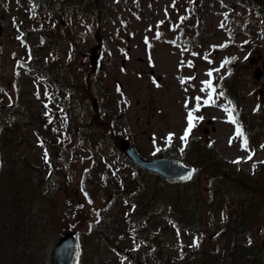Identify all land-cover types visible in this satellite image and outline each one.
<instances>
[{
	"label": "rangeland",
	"instance_id": "rangeland-1",
	"mask_svg": "<svg viewBox=\"0 0 264 264\" xmlns=\"http://www.w3.org/2000/svg\"><path fill=\"white\" fill-rule=\"evenodd\" d=\"M89 2L0 0V180L4 168L1 132L14 119L11 108L26 109L31 123L23 129L24 139L18 142L20 159L28 162L34 188L39 187L36 190L46 200L52 199L49 209L55 216L54 233L47 237L46 246L38 244L33 253H26H31L26 264H50L54 246L51 242L69 230L82 238L84 251L78 264H94L97 260L101 264H171L181 256V245L185 244L183 250L187 251L194 241L198 246L192 252L201 253L203 258L217 252L223 261L220 253L225 245H217L213 236L217 227L212 224L216 220L213 215L220 219V212H214L220 205L219 198L212 201L209 212L204 211V222L209 221L205 233L175 229L168 215L171 207L160 201L152 203L142 218L131 219L130 211L138 208L142 212L135 204L129 206L134 195L131 188L138 187L136 177L125 165L116 164L109 151V169L129 174V187L123 193L126 196H109L103 190L94 192L95 183L90 177L105 172L103 159L89 145L98 140L92 141L79 125L94 118L96 125L105 129L94 138L101 144L112 145L115 137L130 139L132 134L144 156L151 158L162 152L184 162L187 143L180 137L188 126V110L196 105L194 97L207 98V93L201 91V82L209 79V69L219 68L225 58L236 57L219 73H213V84L219 85L217 92L222 90L224 96L214 106H202L195 113L203 119L194 121L188 140L202 143L233 171L251 176L264 161V4L257 0H175L172 7L173 0H100L103 8L96 10L91 2L92 6L86 5ZM224 13L228 14L227 20ZM181 17H186L183 23ZM222 21L224 28L220 27ZM176 24L180 27L174 31ZM219 45L226 47L213 48ZM95 47L102 48V55L93 64ZM31 60L33 64H48L53 73L40 68L44 74H39L38 69L28 65ZM182 60L185 64L191 61L193 66L181 67ZM97 76L110 97V110L126 115L127 125L121 116L119 122L124 125L115 130L116 134L109 131L111 120L107 113L98 114L93 106L97 98L89 80ZM182 77L195 79L181 85ZM43 78H49L48 82L41 84ZM52 89L55 98L49 95ZM229 102L238 113L248 148L255 151L251 160L247 159L249 151L242 148V139L235 136V125L228 122L223 110ZM257 105L259 110H255ZM65 108L75 118L74 128L67 130L64 126L60 136L51 124L42 127L43 121L66 115L68 112L62 111ZM169 133H174L170 143L166 142ZM42 137L58 141L48 151L47 163H43ZM237 160L240 162L234 163ZM16 171L29 174L26 166ZM99 179L103 183L102 177ZM210 179L201 172L185 187L190 190L195 185L206 203ZM121 181L122 185H117L116 180L111 187L122 189ZM32 198H36L34 210H40L44 198H37L30 190L27 199ZM254 199L264 206V200ZM80 205L86 208L85 221L75 213ZM261 212L253 231L262 234L259 241L264 248V207ZM28 219L34 222L33 216ZM40 222L45 224L41 218ZM247 233L236 238L245 242ZM18 260L2 258L0 264H21Z\"/></svg>",
	"mask_w": 264,
	"mask_h": 264
},
{
	"label": "trees",
	"instance_id": "trees-1",
	"mask_svg": "<svg viewBox=\"0 0 264 264\" xmlns=\"http://www.w3.org/2000/svg\"><path fill=\"white\" fill-rule=\"evenodd\" d=\"M257 1L264 4V0ZM90 2L95 5L96 9L101 10L103 8L100 0H90ZM33 61L31 60L29 65L38 69L39 74H44L40 68L53 73L50 71L48 64H33ZM48 80L49 78H43L40 81L45 84ZM89 82L94 87L98 98L99 108L97 113L103 115L107 113V116L113 114L114 110H110L109 106L110 97L106 92V87L103 86L101 88L99 76L89 80ZM10 112L14 115V119L5 125L1 132L3 142L1 155L4 168L1 172L0 180V262L2 258L7 261L17 258L21 264H26L36 245L42 244V247L46 246L47 237L52 232L54 233L55 216L49 209L52 199L46 200L37 191L39 187H36L37 190L34 188L35 183L30 181L32 172L28 162L20 159L18 142L24 139L23 129L28 128V124L31 123L28 121L27 110L11 108ZM120 117V115L117 117V122H119ZM243 117L245 118V111H243ZM50 119L52 122L49 123V119L43 121L42 127H49L51 124L53 126L52 129H55L60 136L62 135L61 129L64 126L67 130H70V127L74 128L76 125L75 118L70 120V117H68L60 129V120ZM84 121L85 125H79V127L90 138L94 137L95 134L99 136L100 132L105 130L96 125L94 118L85 119ZM93 125L96 126L93 127ZM58 140L60 141L61 138L58 137ZM57 143V140L51 141L46 137H42L41 144L47 150V158H49L48 151L50 150L51 152V148ZM186 160L195 165L199 172L205 173L211 178L207 187L209 200L206 203L203 202L201 190L197 191L195 185H192L189 190V188L185 187L186 182L172 183L163 181V183H160L155 180L153 182L144 181L140 188L138 187L134 197L136 204L142 209L141 214L144 216L146 214L145 211H150L152 203L159 200L171 207L168 215L175 229L205 233L209 221L207 224L204 222V211L209 212L213 208L211 206L212 201L219 198L218 202L220 205L214 212L215 214L220 212V219H217L216 215L212 217L216 219L212 224L217 227L213 232V236L217 245H225V249H223V253H220V258L223 257L222 261L217 257V252L214 255L203 258L201 253L192 252V250L196 249V246L189 244L188 250L184 251L185 244H183L181 245V256L177 257L173 261L175 263L171 264H264V248L262 242L259 241L262 238V234L253 231V227L259 224L258 218L261 217V209L264 207L261 202H256L254 199V197H259L260 201L264 200V181H262L264 163L258 164L251 176L236 172L218 161L213 152L207 150L197 141H190L187 147ZM14 161L15 168L13 166ZM22 166L27 167L28 175L16 171ZM124 178L125 176H121V173L116 175L117 185H122L121 180ZM153 178L155 179V177ZM100 182L101 180H96L97 184ZM105 184L109 185V182H105ZM112 189L110 194L122 193L121 189L119 190L114 186ZM30 190H34L37 198H44V204L40 210H34L36 198L27 199ZM26 201L27 205H24ZM137 209L135 208L134 213L138 211ZM75 213L81 218L84 216L85 210L78 208ZM29 215L34 217V222L28 219ZM130 216H132V213ZM40 218L45 224L40 222ZM244 232H248L245 242L236 238V235ZM249 240H251V243H249ZM52 243L53 241L51 245ZM28 251L31 252L29 256L26 255ZM94 264H101V262L97 260ZM142 264L149 263L148 261H143Z\"/></svg>",
	"mask_w": 264,
	"mask_h": 264
},
{
	"label": "snow or ice",
	"instance_id": "snow-or-ice-1",
	"mask_svg": "<svg viewBox=\"0 0 264 264\" xmlns=\"http://www.w3.org/2000/svg\"><path fill=\"white\" fill-rule=\"evenodd\" d=\"M221 3H223V0H221ZM172 7H175V0H173V3L171 5ZM167 9H165V15L167 16ZM225 16V20H227L228 18V14L224 13ZM186 19V17H181L180 18V23H183V21ZM15 22V21H14ZM161 24L163 23V21L160 22ZM180 27V24H176L173 26L172 30H176ZM221 28L225 27V23L222 21L220 24ZM159 33H157V37L159 38ZM145 43H148L147 37L145 38ZM244 43H247V41H245ZM216 47H226V45H219V46H213V48ZM187 49H184V51H186ZM193 55H198L197 53H193ZM151 59V58H150ZM205 60H208V56L204 57ZM235 59H237L236 57H231V58H225L224 61L221 62L220 67L219 68H213V69H209L206 73V75L209 77L208 80L202 81V85L203 87L201 88V91L206 92L207 93V98L206 99H202V97L200 96H196L194 97L195 101H196V105L194 106V108L188 110V115H187V122H188V126L184 131L183 136L180 137L181 141L184 142L185 144L187 143L188 137L192 131V129L195 127L194 121L196 120H202L203 117H197L195 116V113L198 112L200 110V108L202 106H209L212 105L214 106L216 104V100L219 99L220 97L224 96V92L221 90L219 92H217V88L219 87V85H214L213 84V73H219L221 69H224L227 65L231 64L232 61H234ZM245 59H247V57H245ZM209 63H212L211 60H208ZM180 66L184 67V66H188V67H192V62L188 61L186 64L185 62L182 60L180 62ZM227 74H231V69H228ZM195 79V77H182L180 78V82L181 85H184L185 83H187L189 80ZM221 80L224 79L223 76L220 77ZM155 83V80H154ZM159 85L157 84V87ZM119 90V89H118ZM0 91H3V89H0ZM185 91H187V89H185ZM202 101V103H201ZM259 105H257V108L255 110H259ZM185 108H188V101H185ZM224 112L226 113L227 117H228V122L232 123L233 125H235V136L236 137H240L242 139V148H244L246 151H249V155L247 157L248 160L252 159V156L255 155V151L254 150H250L248 148V139L247 136L244 132L243 126L240 124L239 120H238V113H236V109L234 106L231 105V102H229L228 106H224L223 107ZM51 119L49 120V123H51ZM174 136V133H169L168 137L166 138V142L170 143L172 140V137ZM155 143V140H154ZM231 143V140H230ZM262 148H264V145H261ZM183 150V149H182ZM156 151H160L159 148L156 149ZM45 160L47 162V152H45ZM240 160L234 161V163H239ZM260 163H264V161H261ZM256 165H253V168H255ZM194 171V170H193ZM186 178H191V173H189L188 177ZM91 202V201H90ZM249 243H251V240H249ZM193 246H198V242L194 241Z\"/></svg>",
	"mask_w": 264,
	"mask_h": 264
},
{
	"label": "water",
	"instance_id": "water-1",
	"mask_svg": "<svg viewBox=\"0 0 264 264\" xmlns=\"http://www.w3.org/2000/svg\"><path fill=\"white\" fill-rule=\"evenodd\" d=\"M93 61L95 62L101 55V49H94ZM256 77H260V73L256 72ZM121 150L125 153L136 165L157 173L170 181H182L187 179L191 168L182 166L175 160L167 158H158L152 160L143 159L135 149L126 141L121 143ZM78 255V243L74 235L70 232L63 236L57 243L52 256V264H75Z\"/></svg>",
	"mask_w": 264,
	"mask_h": 264
}]
</instances>
